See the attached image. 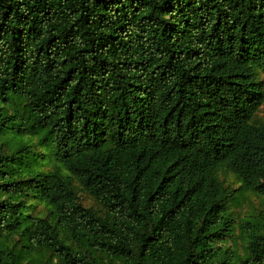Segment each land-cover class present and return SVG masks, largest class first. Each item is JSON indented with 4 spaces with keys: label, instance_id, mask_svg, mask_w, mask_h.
<instances>
[{
    "label": "trees",
    "instance_id": "obj_1",
    "mask_svg": "<svg viewBox=\"0 0 264 264\" xmlns=\"http://www.w3.org/2000/svg\"><path fill=\"white\" fill-rule=\"evenodd\" d=\"M262 73L264 0H0V264H264Z\"/></svg>",
    "mask_w": 264,
    "mask_h": 264
},
{
    "label": "rangeland",
    "instance_id": "obj_2",
    "mask_svg": "<svg viewBox=\"0 0 264 264\" xmlns=\"http://www.w3.org/2000/svg\"><path fill=\"white\" fill-rule=\"evenodd\" d=\"M264 76V74L262 73ZM259 116L264 119V104L261 105L259 110ZM35 142L37 141L36 137L32 136H22V135H9L8 147L12 151L14 150L21 142ZM45 146V145H44ZM223 176L226 177L227 183L230 184L231 187H240L241 181L237 177L236 174L232 172L222 173ZM81 198L86 205L94 206L95 208H100V204L87 192L79 190ZM240 203L238 204L237 213L240 216L245 217H256L259 213L264 215V199L260 195L252 191H245L242 195L239 196ZM34 212L45 213L47 211V206L45 203L35 200L34 201Z\"/></svg>",
    "mask_w": 264,
    "mask_h": 264
}]
</instances>
